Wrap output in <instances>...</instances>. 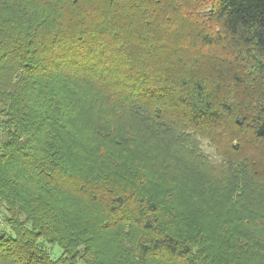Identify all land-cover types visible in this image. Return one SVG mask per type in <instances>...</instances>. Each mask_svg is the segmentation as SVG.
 I'll return each instance as SVG.
<instances>
[{"label": "trees", "instance_id": "16d2710c", "mask_svg": "<svg viewBox=\"0 0 264 264\" xmlns=\"http://www.w3.org/2000/svg\"><path fill=\"white\" fill-rule=\"evenodd\" d=\"M141 123L208 140L255 208L214 215L204 258L122 166ZM124 236L132 264H264V0H0V264Z\"/></svg>", "mask_w": 264, "mask_h": 264}, {"label": "rangeland", "instance_id": "374dc122", "mask_svg": "<svg viewBox=\"0 0 264 264\" xmlns=\"http://www.w3.org/2000/svg\"><path fill=\"white\" fill-rule=\"evenodd\" d=\"M141 124L138 134L142 141L138 142L134 151L124 156L122 166L125 171L142 173V178L145 177L148 181L143 189L145 195L152 193L163 198L165 195L169 199L165 204L176 211L171 227L179 235L191 237L193 250L197 248V252L204 258L205 251L201 252L203 246L197 245V242L199 235L205 234V229L209 230L207 227L212 229L213 223L218 222L214 215L227 216L229 209L232 215L246 211L250 216V213L256 214L255 208L253 210L254 206H251L239 209L232 201L227 200L233 196L230 188H236L230 184L233 177L230 175L229 179L228 171L223 167L222 160L215 155L208 140H198L191 136L187 138L184 137L185 134L179 138V132L174 135L164 132L163 136L152 134L150 138L147 136L152 126L150 123ZM216 238L219 241L221 239L219 236ZM118 239L119 237H112L110 241L98 242L99 253L98 256L95 255L98 264H132L130 255L133 252L129 237ZM53 248V255L61 251L58 246ZM45 249L52 251V246L45 245ZM152 260L150 264H161ZM82 262V258H79L78 263Z\"/></svg>", "mask_w": 264, "mask_h": 264}]
</instances>
